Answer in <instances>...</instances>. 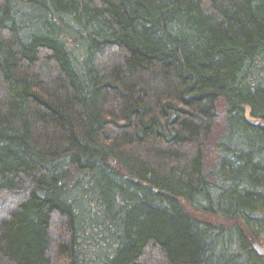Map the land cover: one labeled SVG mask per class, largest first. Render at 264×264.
Returning a JSON list of instances; mask_svg holds the SVG:
<instances>
[{"label": "trees", "instance_id": "obj_1", "mask_svg": "<svg viewBox=\"0 0 264 264\" xmlns=\"http://www.w3.org/2000/svg\"><path fill=\"white\" fill-rule=\"evenodd\" d=\"M253 242L264 0H0V264H264Z\"/></svg>", "mask_w": 264, "mask_h": 264}, {"label": "rangeland", "instance_id": "obj_2", "mask_svg": "<svg viewBox=\"0 0 264 264\" xmlns=\"http://www.w3.org/2000/svg\"><path fill=\"white\" fill-rule=\"evenodd\" d=\"M223 111H224V107L223 105L220 103L219 104V117L215 123L214 126V131L212 134V137L210 139V145L211 147H213L216 143V141L224 134L225 132V123H224V117H223ZM7 206H10V204L12 203V200H7Z\"/></svg>", "mask_w": 264, "mask_h": 264}, {"label": "water", "instance_id": "obj_3", "mask_svg": "<svg viewBox=\"0 0 264 264\" xmlns=\"http://www.w3.org/2000/svg\"><path fill=\"white\" fill-rule=\"evenodd\" d=\"M253 246L255 251L258 253L260 256H264V247L261 246L260 244L253 242Z\"/></svg>", "mask_w": 264, "mask_h": 264}]
</instances>
